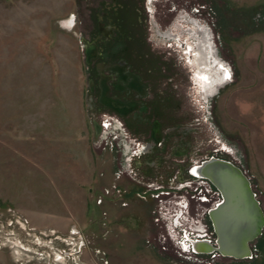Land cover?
Listing matches in <instances>:
<instances>
[{"label": "rangeland", "instance_id": "374dc122", "mask_svg": "<svg viewBox=\"0 0 264 264\" xmlns=\"http://www.w3.org/2000/svg\"><path fill=\"white\" fill-rule=\"evenodd\" d=\"M28 2L36 8L35 38H5L0 57V213L17 210L34 233L20 235L22 243L3 238L0 264H261L257 239L242 260L195 255L185 240L215 241L207 212L220 198L189 174L194 165L211 157L230 162L264 200L254 168L264 167V0H0L18 13ZM189 23L206 30L231 74L209 101L202 95L209 71L187 60L185 46L159 36L169 31L195 49ZM100 27L114 38L132 36L137 52L152 55L150 67L157 51L182 57L173 64L176 81L181 91L191 76L194 100H158L153 108L163 130L174 129L167 153L174 144L188 159L166 153L145 167L142 129L89 108L93 63L85 45L99 38L108 50ZM138 38H149L151 52ZM95 123L106 127L96 133ZM0 219L3 235L7 216Z\"/></svg>", "mask_w": 264, "mask_h": 264}, {"label": "flooded vegetation", "instance_id": "af4514ba", "mask_svg": "<svg viewBox=\"0 0 264 264\" xmlns=\"http://www.w3.org/2000/svg\"><path fill=\"white\" fill-rule=\"evenodd\" d=\"M145 9L147 7L143 3V10ZM73 21L74 18L69 20L71 25ZM189 24L192 25V30L189 29L186 33L192 40L195 49L187 41L183 42L178 39L179 37H172L169 31L162 35L159 34V36L170 40L173 38L178 44L185 46L187 60L200 66L204 72L209 71V81L202 91L203 98L209 101L210 98L217 95L220 87L230 81L231 74L226 64L218 57L217 50L206 30L193 23ZM102 29L100 27V33H102ZM109 31V35H107L108 32L102 33V38L99 40L101 43L107 42L108 50L98 47L97 40L99 38L92 43L87 42L85 45L87 63H93L92 74L87 83V91L90 94L89 108L99 113V116H103L105 111L110 112L115 118L123 120L125 126L132 131L138 132L139 129H142L147 142L143 146L138 143L137 146L140 148V152L146 155L144 166L151 169L156 167V163L150 159L159 158L161 159L160 164L162 163L163 156L161 155L167 153L168 133L172 134L174 130L167 132L163 130L164 127L160 120L155 117L157 109L153 108L154 101L156 103L158 100L175 103V100L182 96L185 102H192L194 100L192 94L195 92L196 85L189 75L188 88H182L180 91V83L176 81L177 72L173 69V64L179 67L183 61L181 56L174 57L168 53L169 57H165L157 51L154 57L157 60L156 65L150 67L149 61L153 58L152 55L148 52H137L131 45V42L134 41L132 36H127L124 40L118 39L114 38L115 33L112 30ZM138 39L145 50L151 52L152 45L149 43V38ZM82 43H84V39H82ZM170 57L174 59V63ZM104 59L109 61L105 62ZM210 63L214 65L215 69L210 68ZM167 66L170 67L167 68ZM104 127L106 126L95 123L94 132L99 133ZM167 155H170L168 159L174 160H186L189 157L186 150L175 149L174 144L170 147ZM199 164L201 163L197 165ZM172 165L178 169L184 168L180 163L172 162ZM188 245L190 248L189 242Z\"/></svg>", "mask_w": 264, "mask_h": 264}, {"label": "water", "instance_id": "95a60500", "mask_svg": "<svg viewBox=\"0 0 264 264\" xmlns=\"http://www.w3.org/2000/svg\"><path fill=\"white\" fill-rule=\"evenodd\" d=\"M216 159L218 161L205 170L208 176L203 177L220 192L222 198L207 214L215 236V247L208 252L234 260L248 259L249 244L262 234L264 228L263 210L243 172L227 161ZM205 162L202 161L201 165Z\"/></svg>", "mask_w": 264, "mask_h": 264}, {"label": "crops", "instance_id": "0c3cea01", "mask_svg": "<svg viewBox=\"0 0 264 264\" xmlns=\"http://www.w3.org/2000/svg\"><path fill=\"white\" fill-rule=\"evenodd\" d=\"M26 10H22L19 13L17 11V6L14 5V3L8 5L7 8H4L3 3H0V57L2 52L4 51L5 47V38H35V23L34 22V11H35V6L32 5L30 6V3H26ZM21 10V9H19ZM65 16V15H64ZM60 17V16H59ZM57 17V18H59ZM63 17V16H61ZM48 27L54 31L56 34V37L61 36L62 31L59 26L53 27L52 24H47ZM52 32V31H51ZM58 34V35H57ZM82 43V37H80ZM239 41H244L239 39ZM9 43V42H8ZM1 93V92H0ZM261 167L260 165H254V168H256L257 171V178L262 181H264V167ZM260 171H263L260 173ZM261 181V182H262ZM263 183V182H262ZM263 185V186H262ZM261 185V187L264 188V183ZM264 198V197H263ZM260 206L262 207L263 213H264V200L262 199L260 202ZM257 245L259 246V250L262 254V260L259 261V263L264 264V228L262 231V234L257 238L256 240ZM229 259V258H226Z\"/></svg>", "mask_w": 264, "mask_h": 264}, {"label": "built area", "instance_id": "2783aa9c", "mask_svg": "<svg viewBox=\"0 0 264 264\" xmlns=\"http://www.w3.org/2000/svg\"><path fill=\"white\" fill-rule=\"evenodd\" d=\"M192 169V168H191ZM190 175L191 174V170L189 172ZM196 178V177H194ZM202 180V179H201ZM208 213V212H207ZM1 215H6L7 216V219L5 221V225H6V228L8 229V231L3 235L0 234V248H3L4 246V242L2 241L3 238H5L8 242H13V241H19L20 243L24 242V239H28V237L30 236V234L34 233V228L30 227L29 226V222L27 219H25L17 210L15 209H12V208H8L4 213H0V218H1ZM2 220L0 219V228L3 227L2 225ZM3 229V228H2ZM198 229H196L197 231ZM197 232H200V235H204L206 233L205 230L201 231H197ZM20 235H22L24 237V239L20 238ZM27 237V238H26ZM189 239V238H188ZM191 240V239H189ZM26 241V240H25ZM187 241V239L185 240ZM208 241L209 243H211L212 245H215L214 243H212L211 241L209 240H206ZM187 244V243H186ZM189 248V247H188ZM9 249V252L12 254L11 252V248H8ZM191 250V252L195 255H217L218 254L216 252H210V253H205V254H201V253H197L194 249H192L191 247L189 248ZM25 251L27 254H25L26 256H29L30 255V248H26L25 247ZM220 256V255H219ZM13 257V256H12ZM28 259V258H27Z\"/></svg>", "mask_w": 264, "mask_h": 264}, {"label": "bare ground", "instance_id": "6f19581e", "mask_svg": "<svg viewBox=\"0 0 264 264\" xmlns=\"http://www.w3.org/2000/svg\"><path fill=\"white\" fill-rule=\"evenodd\" d=\"M219 159V158H218ZM208 160L209 159H207L206 160V162L204 163V164H199V165H196V166H194L192 169H191V176L192 177H196V178H199V179H202L203 181H206V182H208L211 186H212V184L208 181V180H206L205 178H203V177H206V176H208V173H207V171H205L206 170V168L207 167H209L211 164H213L214 162H217L218 160L216 159V158H213V159H211V161L210 162H208ZM222 160V159H221ZM222 163V162H221ZM230 163V162H229ZM232 164V163H231ZM233 165V164H232ZM244 174V173H243ZM213 187V186H212ZM214 188V187H213ZM252 189V188H251ZM216 191H217V189H216ZM253 192V191H252ZM217 193H218V195H219V202L218 203H216L215 205H214V207L217 205V204H219L221 201H222V198H221V194H220V192L219 191H217ZM220 205H218V207H219ZM214 207H212V208H214ZM211 208V209H212ZM210 221V220H209ZM212 227V226H211ZM213 230V229H212ZM187 242H189L190 243V247L192 248V249H194L197 253H201V254H205L206 252H208V251H212L213 250V248L215 247L214 245H212L211 243H209L208 241H206V240H202V241H199V240H193V241H190L189 239H187ZM224 250V252H227V253H229L230 251H228V250H226V249H223ZM208 253H210V252H208ZM249 254H250V257L252 256V252H251V250H250V252H249ZM221 257H223V256H221ZM227 256H224L223 258H226ZM227 258H230L231 259V257H227ZM234 260V259H233Z\"/></svg>", "mask_w": 264, "mask_h": 264}]
</instances>
